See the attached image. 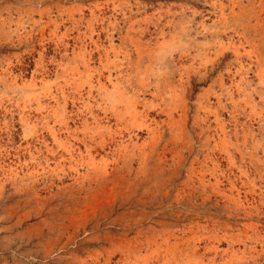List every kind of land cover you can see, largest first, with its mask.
Wrapping results in <instances>:
<instances>
[{"label":"rangeland","instance_id":"374dc122","mask_svg":"<svg viewBox=\"0 0 264 264\" xmlns=\"http://www.w3.org/2000/svg\"><path fill=\"white\" fill-rule=\"evenodd\" d=\"M106 263L264 264V0H0V264Z\"/></svg>","mask_w":264,"mask_h":264},{"label":"bare ground","instance_id":"6f19581e","mask_svg":"<svg viewBox=\"0 0 264 264\" xmlns=\"http://www.w3.org/2000/svg\"><path fill=\"white\" fill-rule=\"evenodd\" d=\"M101 81V80H100ZM107 89V88H106ZM115 89V88H114ZM42 111H44V110H42ZM45 111H46V109H45ZM106 121V120H105ZM115 145V144H114ZM54 184V183H53ZM198 252V251H197ZM126 254V253H125ZM198 254V253H197ZM129 258V257H128ZM190 258V257H189ZM122 259V258H121ZM121 261V260H120ZM126 263V262H125ZM107 264V263H106Z\"/></svg>","mask_w":264,"mask_h":264}]
</instances>
